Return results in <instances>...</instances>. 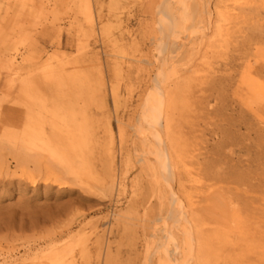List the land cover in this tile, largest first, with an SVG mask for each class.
Returning <instances> with one entry per match:
<instances>
[{"label": "rangeland", "instance_id": "rangeland-1", "mask_svg": "<svg viewBox=\"0 0 264 264\" xmlns=\"http://www.w3.org/2000/svg\"><path fill=\"white\" fill-rule=\"evenodd\" d=\"M24 83L48 137L50 124L80 127L87 184L43 150L20 148L24 167L0 145V264H48L52 248L75 264H178L201 208L222 238L209 264H264V0H0V126L12 136L24 127ZM154 114L156 146L177 164L171 184L148 148ZM37 166L70 185L32 187L22 175Z\"/></svg>", "mask_w": 264, "mask_h": 264}, {"label": "bare ground", "instance_id": "bare-ground-1", "mask_svg": "<svg viewBox=\"0 0 264 264\" xmlns=\"http://www.w3.org/2000/svg\"><path fill=\"white\" fill-rule=\"evenodd\" d=\"M169 12L170 10L166 5L162 8V10H160V15L164 19L160 22V24L164 23L168 28L172 26V17ZM255 16L257 17V14H255ZM86 20L88 24H92V16L90 14H87ZM162 28L164 29V26H162ZM44 78H46L47 81H53L56 78V73H54L53 71L48 72L44 75ZM101 86L102 83L98 82L96 87L97 94H99ZM31 88L32 87H30L29 84L24 83L18 96L17 105L19 108L25 110L23 130L19 134H15L14 136H12V130H5L0 126V145L8 146V148L11 150L10 153H8V156H10L12 159L11 153L13 152L17 160L16 164L18 166L23 165L24 167L27 166L28 162L24 158H21V160L19 161L22 153H24L22 149L28 151L34 149L43 150L47 152L53 160H55L59 165L62 166V170L65 172V175L71 178V180L69 179V181L77 184V186H83L85 182L82 178V175L84 172H86L84 155L88 149V145L86 144L83 137H81L82 131L80 130V127H71L66 124L64 125V129H60L56 125L50 124L51 132L48 137L46 135L44 126L39 119V116L35 112L36 107H40V109H43L44 105L40 100H38L35 93L33 91H30ZM53 106L59 109L61 105L59 103H55ZM155 112H157V108L153 113ZM11 113L12 123L17 124L19 122V117L22 115V112L18 109H12ZM151 126L154 129L155 134L153 136V143L148 148L149 150H151L150 152L155 156V160L159 163V174L161 175V179L166 184H171L173 174H171L170 163L173 164V168H176L177 164L176 161L167 154V152H162V150H159L157 148V146L160 145L158 138L161 126L158 122V117L155 114L153 115V119L151 120ZM61 136H65V142L59 140ZM12 146L14 147L13 150ZM16 146H19V148H17ZM108 155L111 158L110 163H113L111 154L108 153ZM74 159H76V161L73 163L72 160ZM5 161L6 159L0 160V174H2L3 172H5L6 174L8 173L9 168ZM140 161L145 162L143 161V159H140ZM76 162H78L79 165L77 169L74 167V164ZM36 172V175H22V177H25L26 181L32 187H36L40 180L44 185H57L60 189H67L70 185V182H68L66 178H58L55 175L54 171L52 169H49L48 167L37 166ZM90 177V179H95L97 184H103L94 176ZM10 178L12 179V176ZM240 179L242 178L239 177V180ZM178 182H180L179 178ZM185 199L187 200V207H192L193 204L189 201V197L186 194ZM177 201V198L172 197V203H177ZM189 216L190 221L188 222L191 229L190 231H185V236L182 240V245L184 247V252H182L183 260L178 264H185L187 260H193L194 264H209V257L216 253H218V259H220V247L219 251L217 248H210V242H213V240H219L220 237L215 232L220 231L219 228H213L211 230V233L210 231H207L208 226L211 224L210 221H212L213 219L212 214L208 212L206 208H201L197 212L190 211ZM233 217L237 219V243H239V245H247L248 249L249 245L253 246L254 244H249V240H247L244 236L243 225H245L246 223L240 220L239 212L237 211L233 210ZM257 247L261 252L263 262L264 236L261 239V244L259 243ZM50 253L51 256L48 260V264H75L73 257L67 259V254L62 255V253L55 248H52ZM170 254L171 253H169V256ZM172 254H174L173 257L169 258V256H166L169 262L177 261L176 253L173 252Z\"/></svg>", "mask_w": 264, "mask_h": 264}]
</instances>
